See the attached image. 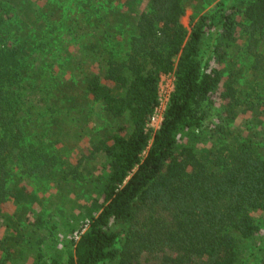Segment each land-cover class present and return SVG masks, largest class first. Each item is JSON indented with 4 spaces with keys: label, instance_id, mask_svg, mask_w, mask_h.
<instances>
[{
    "label": "trees",
    "instance_id": "trees-1",
    "mask_svg": "<svg viewBox=\"0 0 264 264\" xmlns=\"http://www.w3.org/2000/svg\"><path fill=\"white\" fill-rule=\"evenodd\" d=\"M39 1L0 0V264L21 249L33 264H240L261 230L253 213H264V0L208 12L214 0H77L84 18L67 23L64 0ZM238 55L250 66L235 75L247 67L257 88L225 80ZM169 74L174 91L151 132ZM219 95L227 104L203 131L204 107ZM92 103L116 122L91 133L88 158L62 172L80 180L89 205L63 216L65 261L49 262L37 238L43 214L29 236L4 207L35 199L27 176L61 172L44 148V118ZM241 108L259 130L235 127Z\"/></svg>",
    "mask_w": 264,
    "mask_h": 264
},
{
    "label": "rangeland",
    "instance_id": "rangeland-1",
    "mask_svg": "<svg viewBox=\"0 0 264 264\" xmlns=\"http://www.w3.org/2000/svg\"><path fill=\"white\" fill-rule=\"evenodd\" d=\"M236 0H214L210 6H208L205 12L212 10L214 7L220 4L232 5L236 4ZM45 1H39L40 6L44 5ZM94 4V2H93ZM82 5L84 3L82 2ZM81 2L77 0H64L63 3L59 5L62 14L65 15L66 23L69 21L84 18V12L86 8L82 7ZM110 3H107L108 7ZM225 6V7H226ZM190 9L187 11V15L183 19V23L188 26L189 17L193 12ZM210 35L208 36V38ZM207 45V43H206ZM205 45L202 52L203 62L209 59L208 48ZM234 65L225 70V80L230 77V74L236 76L237 83L245 88L258 87L256 86L254 75L248 72L249 69L244 68L238 75L236 73L237 68L240 70L242 67L250 66L248 59L243 55H238L235 58L230 59ZM248 64V65H247ZM233 70V71H232ZM234 78V77H233ZM232 80V79H231ZM175 87V77L173 74L164 75L161 78L159 85V96H160V106L159 110L154 116L152 122V127H150L151 132L159 129L163 120L164 112L167 108L168 100L171 93ZM245 90V89H244ZM222 95L214 99L210 104L204 107L205 111V124L203 131L207 129H212L214 125L217 124L218 113L222 111V107L227 104V101L222 99ZM155 113L153 115H155ZM239 117L236 120L235 127L242 130L245 135H248L249 129L259 130L260 124L259 119L252 115V112H245L244 108L239 111ZM152 115V116H153ZM53 117L56 121H50L49 117H45L44 121L47 122L45 126H48L52 131L50 134L43 135L44 148L46 151L51 152L56 155L59 161L58 174L55 177H41V175L27 176L24 178V182L28 185L29 192L35 198L29 204L23 206L16 205L12 201L9 202L4 207V213L11 216L17 221V217L22 218L21 227L27 230L29 236L35 228L38 227L37 219L39 215L43 214L45 220V226L38 232L37 238L41 240L42 247L44 248L45 257L51 262L56 254L63 255L65 261V253L68 249L63 245L64 243V229L61 225L62 218H67L70 213H79L81 209L89 205L88 197L84 196V189L77 180H63L62 172L65 168L72 166L82 155H89L91 152L90 136L91 133L97 132L102 129H111L112 124L116 122L115 119L109 117L102 105L100 103H92L88 105L83 110L71 111L68 116H61L59 114H54ZM152 118V119H153ZM151 126V123H150ZM50 137V139H49ZM95 168L90 169V171H85V178H89V173H98V166L94 163ZM22 215V217H21ZM254 218L260 225V232L253 238L246 242V247L244 249L240 264H263L264 262V213L257 211L253 213ZM57 226L56 231L53 230L54 226ZM4 228H2V233L4 234ZM53 232V236H49V232ZM31 232V233H30ZM1 234V238L3 236ZM121 246V244H119ZM1 260V254H0ZM34 256L29 252H25V249L14 251L12 256V261L6 264H33ZM1 262V261H0ZM3 264V263H2ZM111 264V263H105ZM147 264V263H142Z\"/></svg>",
    "mask_w": 264,
    "mask_h": 264
},
{
    "label": "built area",
    "instance_id": "built-area-1",
    "mask_svg": "<svg viewBox=\"0 0 264 264\" xmlns=\"http://www.w3.org/2000/svg\"><path fill=\"white\" fill-rule=\"evenodd\" d=\"M162 77H163V76H162ZM173 91H174V90H173ZM169 99H170V98H169ZM159 102H160V96H159ZM168 102H169V100H168ZM159 106H160V104H159ZM159 106H158V107L156 108V110H155L156 113H157L158 110H159ZM155 112H154V113H155ZM156 113H155V115L152 116V118H153L154 116H156ZM152 118H151L150 121L154 120V118H153V119H152ZM150 123H151V126H150V124H149V128L152 127V122H150ZM160 123H161V120H160ZM159 128H160V127H159Z\"/></svg>",
    "mask_w": 264,
    "mask_h": 264
}]
</instances>
